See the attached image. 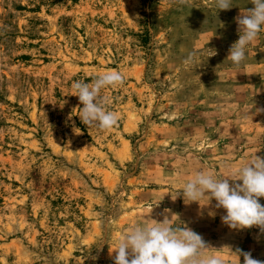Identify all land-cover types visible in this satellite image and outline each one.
<instances>
[{
  "label": "rangeland",
  "instance_id": "374dc122",
  "mask_svg": "<svg viewBox=\"0 0 264 264\" xmlns=\"http://www.w3.org/2000/svg\"><path fill=\"white\" fill-rule=\"evenodd\" d=\"M233 6L0 0V264H113L122 232L173 214L227 253L207 221L224 211L177 193L196 171L224 178L264 157V31L239 66L226 60L253 7ZM109 69L123 84L98 99L117 123L83 125L71 84ZM245 231L241 249L264 256V233Z\"/></svg>",
  "mask_w": 264,
  "mask_h": 264
},
{
  "label": "clouds",
  "instance_id": "9594fccd",
  "mask_svg": "<svg viewBox=\"0 0 264 264\" xmlns=\"http://www.w3.org/2000/svg\"><path fill=\"white\" fill-rule=\"evenodd\" d=\"M213 3L217 12L234 7L233 0H213ZM248 3L253 7L241 8L235 20L239 38L231 45L226 58L235 66L245 61L249 45L264 31V0H248ZM215 54L211 51V56ZM195 55L189 52L183 63L191 65ZM123 81L119 71L109 69L90 83L72 82L73 96L81 105L79 120L83 125L108 130L117 123L116 113L107 110L98 97L101 90L122 85ZM237 181L240 183H235ZM177 195L187 201L186 204L195 202L201 206L200 202H206L201 207L214 200L215 208L225 213L221 216V223L229 229L257 228L264 233V205L260 203L264 199V157L253 155L247 164L224 178L212 171H196ZM208 215L214 217L215 211ZM173 216L178 219L175 214L171 219L165 217L160 222L149 219L150 222L133 225L122 232L111 251L115 252L113 264H224L219 255H205V251L212 248L199 233L181 222L182 226L173 227ZM228 250L234 264H241V258L242 264H264V260L253 258L251 252L240 248Z\"/></svg>",
  "mask_w": 264,
  "mask_h": 264
},
{
  "label": "crops",
  "instance_id": "0c3cea01",
  "mask_svg": "<svg viewBox=\"0 0 264 264\" xmlns=\"http://www.w3.org/2000/svg\"><path fill=\"white\" fill-rule=\"evenodd\" d=\"M195 220H197V219H195ZM203 220H205V219H203ZM207 221L212 225V228H213L212 230L215 231V233L213 232L214 233V236L212 234L211 237H215L217 235L216 236V239L217 240H219L221 237L225 238V240H227L229 242L228 245H227V247L230 248L232 251H235L236 248H240L241 249L240 238H241V234L242 233H246L245 230L229 229L226 225H223L221 223V219H209ZM207 239H209V236L208 235H206V238L204 240L207 241ZM261 251L262 250H260V252ZM225 252L226 251H222V252L217 251L215 254H217L219 256L220 255H223V256L224 255H228V257H227L228 259L224 261V264H234V259L231 256L229 250L227 249V253H225ZM260 252L259 251L256 252L257 255H256L255 252H252L253 253L252 256L257 257V258H258V256H260V258H264L263 252L262 253H260ZM207 254L208 255H212V254H214V252H208L207 253V251H205V255H207Z\"/></svg>",
  "mask_w": 264,
  "mask_h": 264
}]
</instances>
